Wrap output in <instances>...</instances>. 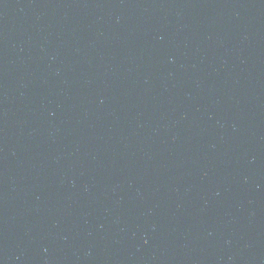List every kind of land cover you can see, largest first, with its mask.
I'll return each instance as SVG.
<instances>
[{"label":"water","instance_id":"1","mask_svg":"<svg viewBox=\"0 0 264 264\" xmlns=\"http://www.w3.org/2000/svg\"><path fill=\"white\" fill-rule=\"evenodd\" d=\"M0 264H264V0H0Z\"/></svg>","mask_w":264,"mask_h":264}]
</instances>
